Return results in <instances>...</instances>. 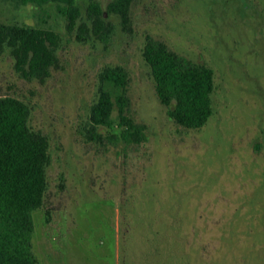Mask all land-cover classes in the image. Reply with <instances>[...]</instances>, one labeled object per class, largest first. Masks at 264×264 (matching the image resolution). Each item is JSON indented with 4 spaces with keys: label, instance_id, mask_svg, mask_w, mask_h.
<instances>
[{
    "label": "rangeland",
    "instance_id": "374dc122",
    "mask_svg": "<svg viewBox=\"0 0 264 264\" xmlns=\"http://www.w3.org/2000/svg\"><path fill=\"white\" fill-rule=\"evenodd\" d=\"M110 1L100 0L104 11ZM130 15L124 27L106 12L110 42H81L55 4L0 0V22L63 36L43 80L0 55V96L29 104L50 141L49 188L34 213L39 264H264V0H134ZM148 36L214 70V114L202 128L178 125L159 101L142 54ZM108 65L129 73L130 114L147 127L139 145L87 137Z\"/></svg>",
    "mask_w": 264,
    "mask_h": 264
},
{
    "label": "trees",
    "instance_id": "16d2710c",
    "mask_svg": "<svg viewBox=\"0 0 264 264\" xmlns=\"http://www.w3.org/2000/svg\"><path fill=\"white\" fill-rule=\"evenodd\" d=\"M15 6L55 4L65 31L78 41L110 42L115 27L105 13L131 23L134 0H9ZM83 3H86L84 10ZM63 36L53 28L0 22V55L7 52L25 78L43 80L59 66ZM143 58L149 66L159 101L178 125L199 129L214 114V70L148 36ZM130 76L122 65H108L98 75V95L85 128L98 144H141L147 127L130 114ZM116 112V114H114ZM29 104L0 96V264H39L34 252V213L45 204L51 162L49 138L32 125Z\"/></svg>",
    "mask_w": 264,
    "mask_h": 264
},
{
    "label": "water",
    "instance_id": "95a60500",
    "mask_svg": "<svg viewBox=\"0 0 264 264\" xmlns=\"http://www.w3.org/2000/svg\"><path fill=\"white\" fill-rule=\"evenodd\" d=\"M257 147H259V146H257Z\"/></svg>",
    "mask_w": 264,
    "mask_h": 264
}]
</instances>
